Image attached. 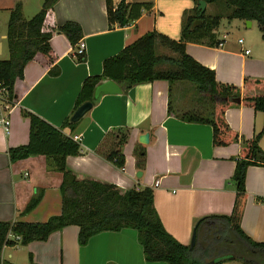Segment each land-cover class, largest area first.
Here are the masks:
<instances>
[{"label":"crops","instance_id":"0c3cea01","mask_svg":"<svg viewBox=\"0 0 264 264\" xmlns=\"http://www.w3.org/2000/svg\"><path fill=\"white\" fill-rule=\"evenodd\" d=\"M43 1L0 0V59L8 56L6 29L12 8L20 3L23 17L29 19L40 10ZM125 1L150 2L151 7L135 21L112 29L104 0H57L48 9L43 31L51 32L49 44L55 60L48 63L44 55L38 54L26 63L22 78L14 84L8 132L0 126V221L44 222L61 211L62 174L52 163L43 155L9 159L10 147L28 141L29 120L25 112L59 128L74 112L83 79L100 74L104 59L152 30L173 40L180 39L183 13L195 7L193 0ZM119 2L113 0L114 4ZM215 5L206 3L205 12L212 14ZM66 21L77 22L81 27L77 42L85 43L83 61H77L74 54L77 42L71 44L57 31ZM241 21L247 29L239 31L237 37L220 30V21L211 37L186 41L185 51L214 70L217 81L238 86L241 95L263 94V87L245 85L244 79H264V38L259 29H253L255 21ZM117 85L120 92L93 97L92 107L77 121L71 134L80 136V151L66 156L65 164L78 178L115 184L122 190L152 188L153 204L163 227L178 242L189 245L197 220L231 212L236 188L232 180L235 160L241 156L243 142L262 131L264 112L240 103L226 106L224 119L237 138L231 136L226 145H213L210 124L181 118L184 113L210 112L208 98L198 93L191 82L169 85L166 80L157 79L127 90ZM115 128L129 132L121 146L123 168L105 158L113 143L109 134ZM63 131L69 133L65 128ZM143 133L148 134L146 143L139 141ZM258 146L264 153V131ZM140 148L144 150L141 169L135 164V151ZM245 190L241 229L252 240L264 243V201L258 200L264 197V165L247 167ZM38 193L42 194L39 203L24 212ZM0 258L3 264H166L145 260L134 229L100 232L81 245L76 225L54 231L44 241L5 245Z\"/></svg>","mask_w":264,"mask_h":264},{"label":"trees","instance_id":"16d2710c","mask_svg":"<svg viewBox=\"0 0 264 264\" xmlns=\"http://www.w3.org/2000/svg\"><path fill=\"white\" fill-rule=\"evenodd\" d=\"M57 0H44L38 12L29 19L22 14L17 3L10 11L6 44L8 56L0 59V82L15 99L14 84L22 78L26 63L38 54L46 57L48 63L55 60L51 53L50 31H43L46 13ZM183 13L181 37L173 40L164 34L152 30L139 36L123 47L117 54L103 60L102 71L97 75L86 76L81 84L73 111L83 102H93L94 88L103 81L111 79L122 86L123 90L144 82L157 79L166 80L169 85L178 81L191 82L198 93L209 100L210 112L207 115L184 113L181 118L190 122L208 123L212 127L213 145H226L236 139L224 119V108L230 104H242L256 111L264 112V93L256 95L242 94L238 86L216 80L214 70L200 64L185 51L186 41H200L211 37L222 18L228 20H250L258 25L264 38V0H203L208 3L221 2L227 12L207 15L205 10L198 15L197 4ZM109 28L124 26L135 21L143 11L150 9V2L129 3L120 0H104ZM201 21L193 26V22ZM71 44L81 37V27L77 22L66 21L57 28ZM166 48L173 55L159 54L156 46ZM83 61L84 55L76 56ZM244 84L264 88V79L246 77ZM240 98V102L236 101ZM29 120L28 141L26 144L10 147L9 159L17 161L29 156L43 155L54 169L62 174L60 183L61 211L44 222L0 221V256L3 246L26 245L32 241H44L57 230L68 225L78 227V242L83 245L100 232L118 231L124 228L134 229L142 247L146 261H161L166 264H264V243L252 240L241 229L240 222L245 207V172L249 165H264V153L258 146L262 131L243 142L241 156L235 160L232 180L235 182V197L229 214L209 215L197 220L193 232L195 243L192 247L173 238L163 224L153 204V190L150 187L122 190L115 184L91 178H78L65 164L68 155H77L80 144L71 134L77 122L66 117L61 126L55 127L31 113L24 114ZM68 129L69 133L63 131ZM115 133L118 136H115ZM128 130L115 128L112 145L105 158L123 168L124 156L122 144L128 138ZM101 151V150H100ZM136 166H144L143 148L135 151ZM42 194H36L24 209L28 212L40 201ZM258 200L264 201V197ZM18 236V239L14 237ZM32 264V263H29Z\"/></svg>","mask_w":264,"mask_h":264},{"label":"water","instance_id":"95a60500","mask_svg":"<svg viewBox=\"0 0 264 264\" xmlns=\"http://www.w3.org/2000/svg\"><path fill=\"white\" fill-rule=\"evenodd\" d=\"M205 5L206 2L203 0H199L197 4V11L198 15H201L202 12L205 10ZM201 19L197 18L193 22V26L197 25L200 23ZM246 24H250V20H245ZM104 92H110V93H115V92H120V88L118 87L117 83L111 79H107L103 82H100L94 89L93 97L97 98L99 94L104 93ZM237 102H240V98H236ZM92 107V102L91 101H86L80 104L73 112V114L70 117V120L72 122H77L90 108ZM139 141L142 143L148 142V134L143 133L139 136ZM141 172H137V176H140ZM195 243V233L193 232L192 237H191V242L189 247H192Z\"/></svg>","mask_w":264,"mask_h":264},{"label":"built area","instance_id":"2783aa9c","mask_svg":"<svg viewBox=\"0 0 264 264\" xmlns=\"http://www.w3.org/2000/svg\"><path fill=\"white\" fill-rule=\"evenodd\" d=\"M225 37V35H224ZM242 42V39L238 40ZM249 50H245V53H248ZM74 54L76 56L85 55V43L84 41H79L76 44L74 49ZM14 107V103L11 99L8 89L0 82V126L4 129L7 133L9 129V114L12 112ZM73 139L76 141L80 140L79 135H74ZM155 186L158 185V181L155 182ZM18 239V236L14 237ZM0 264H3L2 259L0 258Z\"/></svg>","mask_w":264,"mask_h":264},{"label":"rangeland","instance_id":"374dc122","mask_svg":"<svg viewBox=\"0 0 264 264\" xmlns=\"http://www.w3.org/2000/svg\"><path fill=\"white\" fill-rule=\"evenodd\" d=\"M215 4L216 5H215V7L213 9V12H211L212 14H210V15L220 14V13L223 14V13L227 12V10H226V8H225V6H224L223 3L217 2ZM217 5H219V6H217ZM209 13L210 12H206L207 15H209ZM31 15H34V14H31ZM245 26L246 25L241 20H231L230 21L227 18H222L221 19L220 26H219V29L222 30V31L224 30L225 32L228 31L229 33L226 32L227 35L232 34L231 36L237 37L240 34V32H243V30H246L247 29ZM253 29L254 30H258V25L257 24H254ZM161 48L162 47L160 45H157L156 46L157 53H159V54H165V55H171V52L169 50H167L166 48L165 49L164 48L161 49Z\"/></svg>","mask_w":264,"mask_h":264}]
</instances>
